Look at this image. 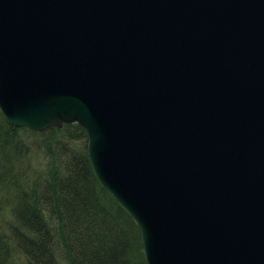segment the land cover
I'll list each match as a JSON object with an SVG mask.
<instances>
[{"label":"water","instance_id":"obj_1","mask_svg":"<svg viewBox=\"0 0 264 264\" xmlns=\"http://www.w3.org/2000/svg\"><path fill=\"white\" fill-rule=\"evenodd\" d=\"M0 113L84 131L145 264H264V0H0Z\"/></svg>","mask_w":264,"mask_h":264},{"label":"trees","instance_id":"obj_2","mask_svg":"<svg viewBox=\"0 0 264 264\" xmlns=\"http://www.w3.org/2000/svg\"><path fill=\"white\" fill-rule=\"evenodd\" d=\"M0 264H145L138 228L96 180L76 125L36 133L0 113Z\"/></svg>","mask_w":264,"mask_h":264},{"label":"rangeland","instance_id":"obj_3","mask_svg":"<svg viewBox=\"0 0 264 264\" xmlns=\"http://www.w3.org/2000/svg\"><path fill=\"white\" fill-rule=\"evenodd\" d=\"M87 154V153H86ZM5 215L7 216L8 214L7 213H5Z\"/></svg>","mask_w":264,"mask_h":264}]
</instances>
